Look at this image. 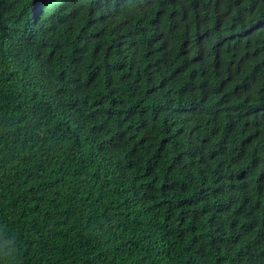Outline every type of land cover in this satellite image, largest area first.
Here are the masks:
<instances>
[{
  "label": "trees",
  "instance_id": "obj_1",
  "mask_svg": "<svg viewBox=\"0 0 264 264\" xmlns=\"http://www.w3.org/2000/svg\"><path fill=\"white\" fill-rule=\"evenodd\" d=\"M0 264H264V0H0Z\"/></svg>",
  "mask_w": 264,
  "mask_h": 264
}]
</instances>
